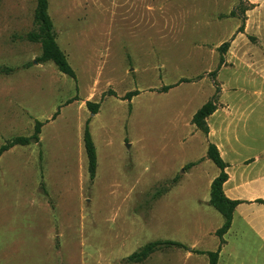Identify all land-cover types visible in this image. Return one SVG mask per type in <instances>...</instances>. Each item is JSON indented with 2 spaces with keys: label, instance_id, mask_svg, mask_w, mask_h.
Listing matches in <instances>:
<instances>
[{
  "label": "rangeland",
  "instance_id": "obj_1",
  "mask_svg": "<svg viewBox=\"0 0 264 264\" xmlns=\"http://www.w3.org/2000/svg\"><path fill=\"white\" fill-rule=\"evenodd\" d=\"M35 8V0H0V69H11L0 72V147L44 124L39 143L0 158V264H132L126 259L154 241L185 248L138 264H208L187 255L217 250L224 219L208 204V179L219 168L192 116L217 88L254 93L264 0H49L76 78L35 62L41 45L26 40ZM225 43L233 67L218 78ZM87 101L100 103L98 114ZM229 239L240 246L230 264H264L258 245Z\"/></svg>",
  "mask_w": 264,
  "mask_h": 264
},
{
  "label": "crops",
  "instance_id": "obj_2",
  "mask_svg": "<svg viewBox=\"0 0 264 264\" xmlns=\"http://www.w3.org/2000/svg\"><path fill=\"white\" fill-rule=\"evenodd\" d=\"M224 55V62L218 69V78L221 71L231 65L233 67ZM253 76L257 80L256 85L252 84L254 93H227L230 88L220 89L217 109L207 119L209 133L205 135L202 132L207 148L209 144H214L228 165L225 170L228 179L223 185L224 194L231 200L241 201L234 211L232 226L224 235L225 244L222 246L218 264H230L234 258H238L236 251L240 250V246L232 244L229 239L232 235L239 242L250 241L253 245H258V252L264 257V67L249 77ZM252 81L253 79L251 83ZM172 89L161 93H169ZM247 95L256 98V101L248 103L245 99ZM204 104L202 102L199 109ZM198 110L194 111L193 116ZM196 131L201 132L197 129ZM220 172L219 169L218 173L208 179L209 189ZM219 244L220 240L217 242V249ZM194 256L198 255L191 250L187 259Z\"/></svg>",
  "mask_w": 264,
  "mask_h": 264
},
{
  "label": "trees",
  "instance_id": "obj_3",
  "mask_svg": "<svg viewBox=\"0 0 264 264\" xmlns=\"http://www.w3.org/2000/svg\"><path fill=\"white\" fill-rule=\"evenodd\" d=\"M36 8L34 12V23L36 29L29 32L26 35V40L41 45V54L35 59L37 64H43L47 62H52L57 69L71 77L76 78V73L71 67L66 54L61 50L60 46L57 43L56 34L54 30V23L49 15V0H35ZM243 27H240L239 30H242ZM229 48V43H225L219 47V52L221 53L220 57V65L223 64L224 53L227 52ZM9 68H2L0 72H10ZM213 75L215 73H212ZM173 87H164L160 89V92H167ZM214 96L207 101L193 116L192 124L200 130L205 135L209 133V127L207 123V119L216 111L217 109V100H218V90ZM137 92H130L125 96V99L131 100L133 96L138 95ZM113 95V93L111 94ZM86 106L88 110L93 114H98L100 110V103L87 101ZM58 114V113H57ZM56 114V115H57ZM55 115V116H56ZM55 118V117H54ZM89 123L87 122L85 132L83 135L84 147L86 151V155L88 158V171L90 175L91 181H93L96 177L97 170V151L92 139V135L89 129ZM44 124L37 121L35 125V133L30 137H16L11 141H8L4 145L0 147V158L1 156L12 149L15 146H27L32 142L39 143L40 138L39 135L41 133V128ZM207 158L211 160L220 170V174L216 177L210 188V200L208 204L212 206L215 210H217L223 217L224 223L221 228H219L215 235L219 238L220 244L216 251H200V250H192L193 253L199 255H206L209 258V264H218L219 255L222 249V246L225 244L224 235L230 230L232 226L234 211L237 206L241 204V201L231 200L226 197L223 191V185L228 179V175L226 173L227 164L223 161L217 147L214 144L208 145L207 150ZM196 163H191L184 168L190 169L195 166ZM178 181V178L174 180ZM162 193H157V196H160ZM262 202V201H259ZM168 247H177V248H185V246L181 243L174 241H154L150 242L137 252L130 255L126 261L132 264L142 263L147 260L153 253L163 248Z\"/></svg>",
  "mask_w": 264,
  "mask_h": 264
}]
</instances>
